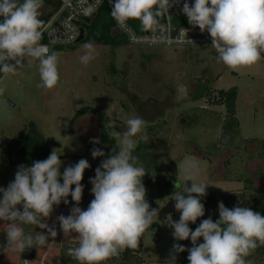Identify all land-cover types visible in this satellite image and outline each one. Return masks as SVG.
I'll list each match as a JSON object with an SVG mask.
<instances>
[{
  "label": "rangeland",
  "instance_id": "1",
  "mask_svg": "<svg viewBox=\"0 0 264 264\" xmlns=\"http://www.w3.org/2000/svg\"><path fill=\"white\" fill-rule=\"evenodd\" d=\"M45 4L52 6L53 2L43 0ZM112 38L114 43L110 45L92 44L95 58L87 65L80 60L85 54L83 46L86 43L52 49L51 52L58 55L60 77L52 89L40 86L38 60L31 65L25 61L17 67L15 74H2L0 87L5 91L0 95V152L4 157L0 154V188H7L17 171L8 163V143L24 138L23 133L31 123L49 143L50 152L55 150L58 155L79 157L61 159L62 173L80 159H86L90 167L100 166L104 160V157L93 158L91 154L93 148L100 149L98 143H93L98 140L94 116L88 115L77 121L73 127L75 134H69V122L78 110L90 107L114 121L111 134L117 146L120 136L116 134L126 130V121L141 117L146 125L133 138L136 146L145 141L147 128L151 127L155 134L153 148L139 160L145 167L154 168L148 175L151 182L144 176L142 183L147 190L146 196L159 192L165 196L146 197L148 202L155 204L151 208L158 210V216L142 234L138 247L131 250L139 253L142 264H166L173 254V245H181V241L174 239V230L168 223L180 218L174 206V195L192 183L182 170L186 159L200 167L196 182L207 183V193L214 194L223 203L227 201L229 204L224 205L229 209L264 197V158L256 152L264 142V56L251 66L233 70L219 61L212 48L133 47L126 45L120 35ZM232 87L237 88L238 147L220 143L225 109L212 104L218 90ZM200 109L211 111L214 114L212 120L199 118L200 113H205ZM197 121L198 124L192 126ZM85 142L95 147L88 149ZM212 145L218 150L213 151ZM239 178L244 183L236 181ZM83 186L78 206L86 210L94 196L92 185ZM69 201L68 205L54 206L51 216L46 219L48 226L57 231V236L50 237L45 246L33 247L36 249L33 261H23L19 252L5 250L7 222L0 220V264H60L61 253L78 246L76 234L66 238L57 220L60 215L68 216L77 206L71 196ZM197 223L199 225L201 221ZM20 226L33 236L41 231L47 234V229L37 225ZM190 247L191 243L186 249ZM251 254L256 255L255 264H264L255 249ZM175 256V264L181 263L182 254ZM113 263L110 260L103 262Z\"/></svg>",
  "mask_w": 264,
  "mask_h": 264
},
{
  "label": "clouds",
  "instance_id": "2",
  "mask_svg": "<svg viewBox=\"0 0 264 264\" xmlns=\"http://www.w3.org/2000/svg\"><path fill=\"white\" fill-rule=\"evenodd\" d=\"M43 0H0V72L15 74L18 66L39 61L42 87L52 89L59 82L58 55L50 52L42 40L43 21L39 18ZM172 5L170 0H111V16L120 29L127 30L129 20H139L145 29L159 22L157 17ZM188 22L207 31L211 47L225 66L236 70L251 66L264 56V0H194L183 4ZM81 63L87 65L95 58L92 43L84 44ZM5 89L0 87V95ZM109 121L105 127H114ZM119 145L102 160L90 179L91 200L86 210L78 205L82 200L83 175L90 164L80 159L61 173L62 161L55 150L44 160L31 166L20 165L15 178L7 188H0V220L7 222L5 250L22 253L29 248L45 246L57 231L45 222L61 202L68 197L77 206L68 216L57 220L64 236L78 239V246L68 249V255L78 264H103L118 257L124 249H136L140 238L153 224L158 210L151 208L142 183L147 168L135 156L136 141L146 125L141 117L129 118ZM147 137H145V140ZM93 143H99L94 140ZM93 158L105 153L93 148ZM183 172L191 186L174 195L179 221L168 224L174 230L175 240H191L192 247L185 249L173 245V254L166 264H175V254L188 251L189 264H251L245 257L259 245H264V215L249 207L227 208L219 202V219H203L193 231L189 223L205 215L201 198L206 196L207 183L196 182L199 165L185 160ZM62 178V183L60 182ZM73 185L75 186L73 188ZM20 206V207H18ZM22 208V210H21ZM37 225L45 232L35 236L27 234L20 225ZM203 240L201 243L200 240Z\"/></svg>",
  "mask_w": 264,
  "mask_h": 264
},
{
  "label": "trees",
  "instance_id": "3",
  "mask_svg": "<svg viewBox=\"0 0 264 264\" xmlns=\"http://www.w3.org/2000/svg\"><path fill=\"white\" fill-rule=\"evenodd\" d=\"M82 26L84 30V39L82 41L83 43L104 44V45L113 44L114 38H112L111 36V29L113 27L112 16H111V0H105L100 10L96 13L95 17L88 24H83ZM55 48L57 47H53L51 48V50ZM236 99H237V88L232 87L227 90H218L216 96L212 100L213 105L223 106L225 109V114L222 116L223 119L221 123L222 131H221L220 143L223 142L225 143L226 146L238 147L239 145L238 142L236 141V138L239 136L238 123L235 118ZM201 111L205 113H200L199 118L200 116H202L204 118H207V120H212L211 118L212 115L214 114L211 111L205 109H202ZM88 115L94 116L98 124V141H99L98 144L100 145V149L105 153V156L103 157L104 159H106L108 156L112 154L113 149L118 146L116 145L115 138L111 134L112 129H114V127L111 128L105 127V125L111 120L104 113L99 112L96 109L90 107L81 108L76 112L74 117L69 122L68 125L69 134L74 135L75 133L73 127L75 123ZM197 124L198 121L192 123V126H195ZM216 125L218 126L219 123H216ZM146 132H147L146 133L147 139L145 141L139 142L133 153L135 156L139 158V160L144 159L146 153H148L153 148V141L155 138V134L153 133L154 130L151 127H149L147 128ZM23 134L25 135L24 138L20 140L9 141L6 150L9 165L16 169H18V166L20 165L27 166L31 162L37 160H43L51 154L49 149V143L42 136V134H40L36 130L35 126L32 123L29 125V128ZM85 143L88 145V149L95 147V145L90 144L89 142H85ZM211 148L213 151L218 150L216 145H212ZM256 152L260 158H264V142H262V144L259 145V147H257ZM67 157L73 159H79V157H76L74 155H60V159ZM97 167L98 166L89 167L88 169L85 170L82 179L83 185H87V186L91 185L90 179L94 178L95 170ZM146 168L148 172L145 175V177L146 180L148 181L151 179L148 177V175L152 173L154 168L152 166ZM155 181L156 183H158L157 180ZM236 181L244 183V181L240 178L236 179ZM60 182L61 183L63 182L62 178ZM164 196H165L164 194L159 192L157 195L146 196V197L147 198L151 197V199H157ZM68 201H69V197H68ZM201 202L205 206V215L199 218L198 220L202 221L203 219H208L209 217H211L215 222L217 219L218 204L219 202H221V200L218 199L214 194L207 193L206 196L201 198ZM224 203L229 204L227 201H225ZM68 204L61 202L59 205H68ZM149 204L151 207L155 206L153 202H149ZM240 206L249 207L253 211L259 212L261 215H264V197H259L253 199L252 201H246ZM197 221L196 223H189V227L193 231L196 229V227H198ZM153 239L155 241L158 240L156 236H154ZM200 242L201 243L203 242L202 238ZM189 243H191L190 239L181 241V245L185 249ZM191 247H192V243H191ZM255 251L257 253V257H259L261 259L260 261L264 263V245H259L255 249ZM138 254L139 253L134 252V250L125 249L118 257H113L110 258L109 260L111 262L114 261L115 263L113 264H119V263L142 264L139 258L140 255L138 256ZM181 254H182V259H181L182 262L180 264H189V261L187 259L189 254L188 251L181 252ZM245 259L247 261H251V264H255L254 259H256V255L254 256L250 254L247 257H245ZM60 264H78V261H76L71 256H69L68 252L67 253L62 252L60 257Z\"/></svg>",
  "mask_w": 264,
  "mask_h": 264
},
{
  "label": "built area",
  "instance_id": "4",
  "mask_svg": "<svg viewBox=\"0 0 264 264\" xmlns=\"http://www.w3.org/2000/svg\"><path fill=\"white\" fill-rule=\"evenodd\" d=\"M53 5L45 4L40 9L43 21L41 44L49 51L53 47L70 46L77 42L83 18L95 16L105 0H47ZM186 0H170L172 5L157 17L158 24L145 29L139 20H129L127 30L120 29L112 18L113 29H116L126 45L133 47H211V37L188 22L183 13ZM194 3V0H187ZM214 49V48H212ZM0 74V82L1 76ZM2 157L3 153L0 152ZM180 264V262L178 263Z\"/></svg>",
  "mask_w": 264,
  "mask_h": 264
},
{
  "label": "water",
  "instance_id": "5",
  "mask_svg": "<svg viewBox=\"0 0 264 264\" xmlns=\"http://www.w3.org/2000/svg\"><path fill=\"white\" fill-rule=\"evenodd\" d=\"M21 3H23V0H21ZM95 16H90V17H86L83 18L82 21L85 23H89ZM3 20V17H0V21ZM117 35H119L118 31L116 29H111V36L112 37H116ZM84 39V30L80 29V35L79 38L77 40L76 43L78 42H82ZM2 72H0L1 74ZM20 257L23 261H33L36 257V249L34 248H29L26 249L24 252L20 253Z\"/></svg>",
  "mask_w": 264,
  "mask_h": 264
}]
</instances>
